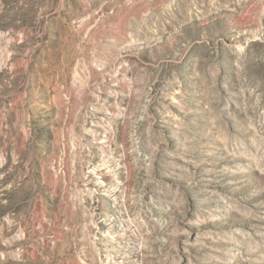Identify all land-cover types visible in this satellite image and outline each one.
Masks as SVG:
<instances>
[{
  "label": "rangeland",
  "instance_id": "374dc122",
  "mask_svg": "<svg viewBox=\"0 0 264 264\" xmlns=\"http://www.w3.org/2000/svg\"><path fill=\"white\" fill-rule=\"evenodd\" d=\"M0 264H264V0H0Z\"/></svg>",
  "mask_w": 264,
  "mask_h": 264
}]
</instances>
